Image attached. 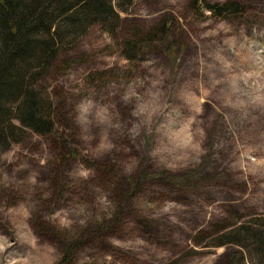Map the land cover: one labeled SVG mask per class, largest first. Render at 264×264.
<instances>
[{
    "label": "rangeland",
    "instance_id": "374dc122",
    "mask_svg": "<svg viewBox=\"0 0 264 264\" xmlns=\"http://www.w3.org/2000/svg\"><path fill=\"white\" fill-rule=\"evenodd\" d=\"M117 11L41 83L54 131L0 150V264H264L194 243L264 216V0Z\"/></svg>",
    "mask_w": 264,
    "mask_h": 264
},
{
    "label": "trees",
    "instance_id": "16d2710c",
    "mask_svg": "<svg viewBox=\"0 0 264 264\" xmlns=\"http://www.w3.org/2000/svg\"><path fill=\"white\" fill-rule=\"evenodd\" d=\"M133 1L0 0L1 151L22 141L30 130L39 135L54 131L59 116L50 92L41 83L46 81L62 48L78 41L93 24L101 21L108 31L114 32L120 23L117 8L125 10ZM206 8L217 15L243 11L236 2L207 4ZM170 23L166 21L164 28ZM212 235L214 243L194 240L195 245L222 247L233 244L264 260V216L220 226ZM244 259L238 261L245 262ZM236 261L229 257L221 264H235Z\"/></svg>",
    "mask_w": 264,
    "mask_h": 264
}]
</instances>
